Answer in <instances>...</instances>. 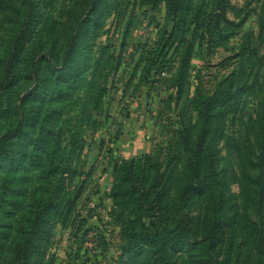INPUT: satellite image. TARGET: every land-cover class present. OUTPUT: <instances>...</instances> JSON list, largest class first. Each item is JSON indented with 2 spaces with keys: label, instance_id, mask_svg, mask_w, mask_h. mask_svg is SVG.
Instances as JSON below:
<instances>
[{
  "label": "rangeland",
  "instance_id": "rangeland-1",
  "mask_svg": "<svg viewBox=\"0 0 264 264\" xmlns=\"http://www.w3.org/2000/svg\"><path fill=\"white\" fill-rule=\"evenodd\" d=\"M4 134L0 264L38 201L40 264H264V0H0Z\"/></svg>",
  "mask_w": 264,
  "mask_h": 264
},
{
  "label": "trees",
  "instance_id": "trees-1",
  "mask_svg": "<svg viewBox=\"0 0 264 264\" xmlns=\"http://www.w3.org/2000/svg\"><path fill=\"white\" fill-rule=\"evenodd\" d=\"M179 5V0H169V13L173 14L177 10ZM220 12L218 16L227 17V7L220 6ZM203 11H196L192 16H183L177 20L176 25L173 27V38L174 41L178 42L176 46L177 52H179L178 58L180 62L181 72L185 67V61L192 56L194 41H192L189 36V27L188 25H196V30H204L205 32L211 31L213 25L212 20H210L211 13L200 16ZM176 34V36H175ZM204 33L200 34V40L203 39ZM182 45V46H180ZM118 58L109 55V65L110 69H116L117 64L113 62ZM184 87V85H182ZM217 91L215 92V94ZM214 94V95H215ZM211 96H208L204 100V106L200 108V112L205 117L208 116L207 108L211 102ZM11 133V132H10ZM8 135L4 134L0 136V157H5L14 155V144L8 141ZM8 145H10V151L8 150ZM12 170V169H10ZM122 171L125 175L131 179L133 182H137V176L134 174L131 167L123 168ZM17 181L16 178H13ZM30 197V196H28ZM38 200V197H35ZM51 199V198H49ZM51 201V200H49ZM157 198L154 200V204L157 202ZM31 207L28 204H21L18 207H15L14 213L10 212V257L8 259V264H40L42 254L45 246L44 244L48 240V228L46 226V216L52 211L51 204L48 202L38 201L37 205H34L33 210H29ZM29 211V212H28ZM156 226H161L162 233L170 230L168 224L164 222L163 218L160 219V223ZM41 241V244H40ZM50 264V263H48Z\"/></svg>",
  "mask_w": 264,
  "mask_h": 264
}]
</instances>
